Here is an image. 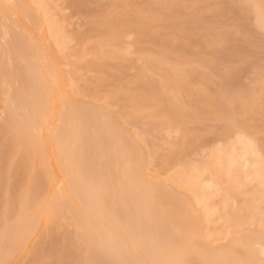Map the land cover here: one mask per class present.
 <instances>
[{
	"label": "bare ground",
	"instance_id": "6f19581e",
	"mask_svg": "<svg viewBox=\"0 0 264 264\" xmlns=\"http://www.w3.org/2000/svg\"><path fill=\"white\" fill-rule=\"evenodd\" d=\"M2 1H6V0H2ZM8 1L11 2L13 0H8ZM35 1H37L36 3L38 4V5L35 4L36 6H40V8L41 6L42 7L44 6L43 5L44 2L42 0H35ZM126 1L127 0L123 1L125 3V6L122 1H118L119 3H117L121 5L122 2V6H124V9L126 11H124L122 6H120L122 9H120V7L118 8V5L115 3L117 6L116 5L113 6L117 7V9L115 10L114 9L115 7L112 8L115 12L111 9V11L114 12V15L110 11L111 13L109 12V14H104L106 16L103 15H102L103 17L97 16L96 20L98 19L97 20L98 23L96 21L95 23L98 25L100 24V22L102 23V25H100V27L97 28V31L98 29H101V27L102 28L106 27L104 28V31L103 29L99 30L100 34L103 37L100 36V34L98 33L99 36L101 37L100 38L96 34L97 32L95 34L93 33V31L96 30V28L91 29L93 30L92 31L93 35L98 37V41H100L101 44H105V43L109 44L107 45V47L109 46V48H110V43L108 42L112 41L111 39H113V36L115 37V40H117L116 37L120 39L119 37L121 36L122 40L124 41L123 39L124 34L126 35L127 33L129 34L130 29H131L130 31H132V29L134 30L138 29L137 30L138 34L135 35L136 37L138 36L139 39L136 38L135 43L137 45L134 46L138 47L139 52L136 47H135L136 49L135 48L134 49L136 53L142 54L144 51L142 52L141 49L145 48L144 45H147L149 44L150 41H152L153 36L150 33V35L152 36L150 37L149 32L153 30L152 26L154 24L157 27L156 29L154 25L155 29L153 31L155 33L157 30L158 31L160 30V28L158 29L159 24L165 22L166 25V23H168V21L167 22L163 21L164 19L166 20L168 18L169 21L172 18H174V20L177 18H178L177 20H180L181 18L184 19L185 17L183 18V16L185 15V11H186V18L184 20L181 19L182 21H184V23L183 22L180 23L176 20V22L180 23V27L178 28L172 26H171L172 28L169 27L171 28V31L172 29L174 31L176 29L175 33L173 31L169 32V28L167 27L168 30L165 29L166 31L162 33V36H164V33L166 35V32L169 33L164 37L161 36V39L159 33H157L159 34V36L157 34H154L157 35L158 41H156L157 37L154 36V39L156 37L154 41L155 43L153 41L151 43L152 44L154 43L155 46L156 44L158 45L157 47L160 50L159 52L160 54L158 53V51H156L158 53L156 54L157 58L154 57V59L152 60L143 57L145 58L144 61L146 60L145 62L142 60L143 63H145L143 64L144 66L142 67L137 66L140 69V74L138 72L139 75L138 74L136 75L138 77L134 76L136 78H133L131 76V78H133V80L132 79L131 80L133 82L135 81L134 84H136L135 85L136 87L135 88L133 87L132 89L131 86L128 85L131 88L130 89L128 87L130 89V94H128L127 91L126 93L128 94V96H130V99L133 97H135L136 99L140 98L138 100L139 102H136L135 101L136 99L133 98V101H135L134 102L135 105L136 103L138 104L137 105L138 110L136 108V112L140 111L143 113L144 111H149V108H151V110H153L154 112L149 111L150 112L149 116L151 118L155 116L154 119L155 118L158 119V117H160L161 119V121L159 120L160 123L158 122V124H156L155 126L153 124L154 129L159 128V129H163L164 131L165 129L169 131L177 130L178 133L180 134L182 139L180 138V141L177 143V145L174 144V147H176L175 149L173 147L174 151L173 150L169 151L168 152L169 155L165 153L166 156L162 154L164 156L163 162L161 160L160 161L163 163V167L165 169H167V167L168 169H170L173 166L172 169L174 171L175 167H178V169L176 168L178 171L176 170V173L174 174V177H171V180H173V182H175L178 186L186 190L189 189L190 191L191 190L193 191V195H195L196 198V199L193 198L195 201L194 203H198V204L204 203L205 207H207L206 210L205 207H202L204 208L203 209L204 214L202 213L203 214L202 215L201 213L197 212V214L195 213V215H197L198 217L194 216V213H192L194 212L193 209L194 207L192 206L193 207L192 208L191 206H189V205H193L192 203H190V199L189 200L186 199L190 204L186 200L183 203V201L178 200L181 198V197L179 198L178 194L176 195L178 199L175 198L174 194H176V192H174L173 194L171 193L172 191L163 192L160 189H155L156 188L155 185L152 186L149 183L151 181H148V179H146L147 177L144 175L143 177H146L145 178L146 180L145 179L143 180V178L140 176L141 175L140 170L142 172L141 168L145 166L143 168L144 169L142 172L143 174L147 167L146 164L148 163H144L146 161L145 159V161L142 162L144 163L142 167L140 165V159L141 161H143L145 156L142 155L143 152L141 153L139 149L136 150L139 152V155L135 153L136 152L135 149L138 148L136 146V144L139 143L137 142L138 140L137 141L135 140L134 142L131 140L133 144L136 143L135 145H132L128 137V132H127L128 138L126 139L124 135L122 136V132H123L122 130H121L122 132L119 130L120 131V132L118 131L119 133L116 132L118 129L114 128L112 130L110 127L113 126H111V123H109L110 122L109 118H108L109 120L108 124L110 125L109 128H108L109 125L106 126V124L104 123L103 124L107 129H105V127L101 125L107 131V133H103L106 132L105 130L102 132L101 131L102 129H100L102 128L100 126V123H102L103 121H101L98 125H96L100 121L98 119L97 122L95 118L96 114L98 113L95 112L96 113L95 114L93 113V111H88V114L90 116L91 114L92 116L93 115L95 116L94 119L93 117H90L88 114L87 115L89 117L86 116L85 115L86 113L84 114L83 112V110H86L85 105H84L85 109L81 105V108H83V110H81V108H79V106L77 105V108H79L81 112H79V110L76 107L75 108L78 111L75 108L68 110L69 104L68 105L65 104L66 100L64 98L62 99L57 94V88L59 86L57 85L58 81L55 78L54 79L52 78L53 79L52 81L51 79H48L46 76L44 77V75H42L37 70L39 67L37 68L32 64L31 66L28 64L27 68H21L20 65L19 66L17 65L18 67L16 66L17 69L19 68L20 75L18 74L19 75L18 82H20L22 91L20 90V92L18 91L17 93L13 94L14 96L12 95L13 97L11 96V98L13 102H16V105L19 103L20 105L23 106L21 107L18 104L21 107V109L23 108L24 113L22 114L20 112L21 113L20 116L22 115L23 117V118L19 117L21 120L17 119L19 115L18 116L12 115L11 117H9L10 120L12 119V122L13 120L16 121L15 123H17L18 126L19 123H21L20 125L22 126L21 129L23 128L26 129L24 130L23 134H25V131L26 133H30L33 127L42 125L44 122H47L45 120L48 118V116L52 115V112L54 110L52 106H54V104H57L58 106L63 108L68 107L64 111L67 110L69 111V113L66 111V113L64 112L63 114L65 116L64 119H67L68 121H69L68 118H72V117H74L76 120V116H77V120L75 121L76 123L80 122V119L82 120L83 118L86 120L90 119V122L93 120L96 121V123H94L93 121L91 122V124H88L90 123L89 121L88 123L87 121L86 123H83L85 125L88 124V126L91 127V129L93 128L92 131L94 132V135L96 134V136L91 135L90 133L91 130H89V127H86L88 128V130L87 129H86L87 131L85 130V135H84L83 132H81L83 129H85V125H83V128L81 127L82 130L80 132L82 133L81 135H84V138L83 136L81 138L82 140L86 141V145L79 144L77 147V145L74 142L76 140L77 135L76 136L74 135L75 131L73 130L72 127H70V131H69V126L67 125L69 124V122H66L67 120H65L67 124H64V126L66 125V127L59 128V130L61 129L59 132L56 131L57 136L55 140L58 141V143L56 142V145H54V148H56L55 149L56 160L58 162L59 169L62 172L63 171L67 172V169L71 168L74 173L73 176L74 178H71L70 182L68 181L69 184L66 182L68 184L67 186L69 187V189H71V191L73 190L74 192V194L72 192L71 197L68 198L72 199L73 198L72 196H74V198L77 197L82 203L83 208L80 207L77 202L78 207H80L81 211L83 212L82 214L89 215L91 219L90 222L88 223L85 222L84 220L85 217L84 218L81 217L82 215L79 214L78 210L76 211L75 209L76 207H74L77 200L75 201V199H72L74 200L75 204L74 205L72 204L73 206H71L70 208L71 209L74 208V210L76 211L75 212L76 217L78 216L80 217V218L78 217V219L84 220V221L81 220L82 222H84L81 223V225L84 224V226H80L78 228L81 227H82L81 229L84 228V233L88 239L87 240L85 237L86 241H83L84 244L85 242L87 243L85 244L86 246L84 247L88 248L87 251L85 250L86 248L84 249L86 251L85 253H87L86 255L88 256V253L90 252L89 249L98 251V253H95L93 251L94 254L96 255L93 256L98 258L97 262L95 260V264L96 263L97 264L98 263L100 264H264V234L257 235L254 232H252V233H242L239 235L238 233L233 232L234 233L233 234L232 232H230L229 235H232L231 236L232 238L229 237L230 239L228 241V245H225V247L223 246L222 248L220 247L216 248V247H212L211 243L210 244L207 243L208 241L206 239L208 237L205 238L206 235L202 233L203 232L202 230L204 228V227L202 228L203 221L202 220L200 221L202 216H203L202 217L203 220L207 219L204 217L209 214L210 210H212L213 213V209H215L217 210L218 213L223 214L224 218L222 219L223 220L225 219V221L227 222L226 224L232 225L233 227L236 226L237 228V225L243 226L245 224L246 225L252 224L260 227L264 226V201H261L264 199V140L260 138L261 136L259 134L261 131H264V68L263 67L260 68V72L258 73L257 71L259 70L255 69L258 68L256 67L257 65L255 64V67L254 65H252L253 71H255V73L258 74L256 76L257 78L255 80L256 81L255 86L252 87L251 89L245 88L244 85H242L240 82L242 80L240 79V77L244 71V68L247 67V64L250 67L251 66L250 62L254 61L255 59L257 53L255 51H257L258 48L259 51L263 50L262 47H264V0H225V1L223 0V2L221 3H216V0H158L161 2V3L159 2L158 4H157L158 1L154 0L156 1L155 2L156 4L154 2L153 4L157 6L155 5L152 6L151 5L152 2H151L150 4L151 6H148L149 4L148 3L146 4L147 5L146 7L145 5L140 6L137 3L132 2L131 0L130 1L132 2V4L128 6L130 1H127V4ZM201 4L202 5L206 4V5H204V7H200L202 6ZM132 6L137 7L136 9L137 11L136 10L134 11L135 7L132 8ZM154 6L155 8H153ZM158 6L160 7V9ZM126 7L129 11L126 9ZM141 7L143 10L147 8V11L146 12L145 10L143 11ZM149 7L152 8L150 9ZM148 8L150 11L148 10ZM138 9L140 11L142 10L141 13L138 12L139 11ZM153 9L154 10L156 9L161 17L157 13L153 14V12H157V11H153ZM166 9L168 10L167 12H165ZM118 10L120 11L123 10V12L122 11L120 12ZM173 10L174 13H171L173 12ZM117 11L120 13H117ZM169 11H171L170 15H169ZM195 11L196 12L198 11V13L202 11L204 12L214 11L216 17L218 18L220 17L219 18L220 21L223 22L221 23L219 22L214 26L210 25L209 28H207L206 26L202 28L203 25L198 26V24H196L197 19H195L194 17L196 14ZM228 11L231 12V14L229 13L230 15L227 14ZM45 12L46 11H44V13ZM88 12L89 11L85 13L84 11L83 14L85 13L86 14V15L84 14L85 16H89V15L91 16L92 13L91 12L88 13ZM204 12L202 14H205ZM115 13L118 15L116 16ZM143 13L144 15H142ZM145 14H151L152 16L148 15L149 18H147V15ZM40 15L41 16L43 15L44 18L46 17L44 14H40ZM155 15H158V17L162 20H160ZM134 16L135 17L140 16L141 18L136 17L137 18L136 20ZM43 17L41 19H43ZM106 17L109 18L106 19ZM131 17L132 19L134 18V20H132ZM155 17L158 19H156ZM228 17L234 19V25L232 26V28L224 21V19L227 20ZM157 20L162 23H159ZM32 22L34 24H37V20H32ZM156 22L157 24L158 23L159 24L157 25ZM197 22H201V21L198 20ZM127 24L128 26H130L129 27L130 29L127 28L128 32L125 33L127 30L125 31L124 27H126ZM131 25H133V27L134 26L136 27L131 28ZM57 27L58 25H56V28ZM122 28H124V30H122ZM54 29L53 28L49 29L48 27L49 32H52ZM60 29L63 30V28H61V25H60ZM177 29H179L178 32ZM48 30L46 29L47 32ZM56 31L57 29L55 30V34H54L55 37L57 38L55 40H57L56 42L60 43V45L58 43L57 44L61 46V44H64L65 40L68 41V39H65L63 42L62 37L59 36V32L57 31L58 32L57 34ZM137 31L135 30V32ZM162 31H160V33ZM62 33L64 32H61L60 35ZM108 35L112 37L109 38L110 36L107 37ZM104 36L107 38H105ZM87 37L88 36L83 37V42H84V38ZM148 37L151 38L150 41L146 40ZM89 39H90L89 37L86 39L87 40V42H85L86 44L88 43ZM143 40H145V42L147 43L142 42ZM137 41L139 44L137 43ZM243 41L246 44H244ZM115 42L112 41L111 43L113 44ZM141 42L143 43V46ZM12 44H13V49L11 48V52L13 55V51H14L13 57H15L16 54L17 56L24 55L27 57V55L29 54V53L27 54L28 52L27 46H31V44L28 42L26 37L24 38L22 36L15 35ZM94 46L95 48H93ZM94 46L90 48L91 50H89V52L92 53L93 50L94 52L96 50V52L95 53L93 52L92 55L96 59L98 58L100 60L101 58L100 55L97 54L98 57L96 56V53H98L99 50L98 48H96V45ZM117 46H120V44L118 45L117 43ZM123 46L124 45H122L121 47L123 48ZM139 46H141L142 48ZM102 47H103V51L104 52L107 51L106 53L108 54L109 51L105 49L106 45H102L100 50H102ZM33 48H35L36 54L40 55L39 57H41L40 49L36 47V45ZM117 49L115 51H117ZM229 51L232 54H228ZM114 52H111L110 50V53L113 55L116 54V52L115 53ZM132 52H134V50ZM146 52L147 51L145 50V53ZM90 53L88 55H90ZM110 53L109 55L106 56L105 54H103L104 55L103 57L105 58L108 56L111 57V59L114 58L115 60L117 56L114 55L113 57V55H111ZM143 55L145 54L143 53ZM143 55L140 56L142 57ZM231 55L233 57V60L235 61L234 62L235 65L236 64L238 66L241 65L243 68L240 69H242L243 71L236 67L233 69H228L226 67V63L228 62ZM84 56L87 57V54ZM120 56H122V54ZM23 58L26 59L25 57ZM123 58L126 57H122L121 59ZM148 58L151 57L148 56ZM96 59H94V61ZM118 59L120 60V58ZM94 61H90V62H94ZM98 61L97 63H102V59L101 61L99 62ZM122 61L125 62L126 60H122ZM16 62H18L17 59ZM116 62L119 61L116 60ZM95 63L96 62H94V64ZM1 64H0V72L6 70L5 68L3 69V66H1ZM103 64L105 65V63ZM96 65L99 66V64H95V66ZM91 66L92 65H90V67ZM117 66L115 67L117 68ZM119 68L121 69V66ZM43 69H45V67ZM123 69H121L120 71H123ZM204 70L206 71L204 72ZM100 72L102 73L103 71ZM110 72L111 75L114 74L112 73V71ZM116 72L118 71L116 70ZM119 72L118 74L121 75V72L120 73ZM152 72L159 73L156 74L157 77H160L159 80L157 79V82L155 81V79H153V76L151 74ZM125 73L123 72L122 74ZM104 74L107 75L106 72ZM212 74H214L213 75L214 78L216 77L218 79L219 77L218 80L221 79L219 81L220 83L217 81H215L214 83L215 79H213L212 81V77H213ZM125 75H124V79H122L123 81L124 80L126 81L128 79V78L125 79L126 77ZM215 75H217L218 77ZM104 76L103 77L101 76V81L103 78H104L103 81L106 79L107 76L106 77ZM109 79L113 80V77L108 78V80ZM115 79L118 81L119 77L118 79L115 77L114 81ZM123 81H121L120 79V82ZM120 82L119 84H117L116 82L117 86L124 85L121 84ZM127 82H131V81H127ZM216 82L219 83L218 86ZM13 83L14 82H12V84ZM108 84L110 83H107V86ZM112 84L113 83H111V85ZM111 85H109V87ZM109 87L108 89H110ZM113 87L116 88V85H114ZM125 88H126V84H125ZM90 89L91 92L89 91ZM93 89L94 88H89V89L87 88L86 90L89 91L91 94L89 92L86 94L88 96L89 95L94 96L93 94L95 91L98 93L99 90L97 88H95V91ZM105 89L107 88H104L103 90ZM122 89H124V86L122 87ZM101 91H102V87H101ZM124 91L121 90V92ZM102 94L103 93H100L99 99L103 97L104 94L103 95ZM94 97L96 98V96ZM135 105H133L134 111H135L134 108ZM90 107L91 106H89V108ZM159 108H161L162 110H159ZM157 109L160 112L159 111L157 112ZM81 113L83 114V116L81 115ZM100 114L103 116L101 112ZM79 116H81V118L78 121ZM74 118L72 119L74 120ZM106 119L107 117L104 118V120ZM208 119L209 120L212 119L213 121L215 120L216 122H218L217 124H219V121L222 120V122H220V125L228 121L226 125L224 124V127L222 126L223 129H219L222 130L220 135L222 136V140H223L222 146L212 150L209 154L210 156L207 155L209 156V158L207 159L208 161L207 160L203 162L200 161L201 163L199 162V164H194L193 162L194 164L193 165L192 162L188 160L187 162H189V164L187 163L183 165L184 161L188 159V155L190 156L191 153H193L192 151L194 149L199 148L206 143V136L208 133H210L209 131L211 132L214 131L211 130L213 126L211 128L209 126L208 128L205 127L207 126L206 123L202 124L203 121L204 122L206 120L209 121ZM49 121L51 122L52 120ZM93 124L95 126H93ZM201 124L203 125L204 128H198L199 126L200 127L202 126ZM76 125L77 124H75V126ZM195 126L198 127L196 128ZM215 127L216 129L218 128L217 126ZM215 127L212 129H215ZM66 128H68L69 132L67 131ZM194 128L196 130H194ZM76 129L77 128H75V130ZM109 129L121 135L122 139L120 138L119 135L117 134L114 135L115 133L109 131ZM199 129L201 130L200 132L198 131ZM205 129L207 133L205 132ZM28 130L29 132H27ZM16 131L19 130L15 129V132ZM201 132L202 134H199ZM15 134H18V132ZM123 134L125 133L123 132ZM79 135L77 138H80ZM115 136L117 139L118 138L121 139L119 140L120 143L118 142L117 144V139L115 138ZM258 136L260 139L258 138ZM98 137L100 139H98ZM81 138L79 139L80 143H81ZM86 138L88 139L86 140ZM114 138L116 139V144L114 143L115 141ZM123 138H124V142L122 143ZM29 139L32 140V142L34 140L33 136H30ZM128 141L132 146H130L129 143L127 145ZM121 145H123L124 148L127 147L129 148L124 149L122 148ZM85 146L87 153L85 152ZM134 146L136 148H133L132 151L130 152L131 150L130 148ZM82 147L84 150L83 152L84 154L80 152ZM32 148L34 147H31V150ZM176 149L177 151L175 152ZM124 150L127 152V154L125 153ZM76 151H79L81 154H83V156L85 155L86 157H88V159H86L87 162L86 160L84 161L85 165H82V163H80L81 165L80 167L78 165L79 170L77 171L75 170L74 167V163L76 165L77 160L79 159L78 153H76ZM172 151L173 153H171ZM37 152L39 151L37 150ZM75 154L77 156H75ZM139 156L142 157L144 156V158L142 159V157ZM246 156L248 157L245 159ZM95 158L96 159L99 158L101 164L98 161L99 159L97 160L98 163L95 162L96 161L94 160ZM79 160L78 162H81ZM83 160L84 157L82 158V161ZM103 164H105L107 170H104L106 168L102 169V167L104 166ZM160 165L162 166V164ZM245 167L246 169H244ZM164 168L161 167V170ZM102 171L108 173L104 174V172L102 173ZM166 171L168 172V170ZM85 172H87L86 174H89L87 175L89 176V178L85 176L86 174L84 175L85 177H83L82 174ZM249 176H252L250 178V181H253V179H255V181L259 183L258 184L259 186L258 185H257L258 187L256 186L257 188L260 189L263 186V191L262 189H260V191L257 190L259 191L258 195L260 196L256 198L257 191L255 190L256 193L254 194V196L252 195L253 196L252 198H250L251 197L250 195V197L247 200L244 199L242 202H240L241 203L240 204L238 200H242V199L239 198L240 197L239 195L247 194L245 190L247 189V185L248 186L250 185L249 182H247V178ZM69 177L72 176L69 175ZM82 178L84 181L82 180ZM88 179L89 181L86 182V180ZM123 179L130 180V183L132 184L133 187L132 188L126 187L127 183L123 185L125 182ZM40 180L42 181V179ZM121 180L124 182L121 183L122 182ZM43 181L45 180L43 179ZM44 184L42 183V185L40 184V186L45 187ZM223 184L224 185L226 184L225 188H223ZM163 188L164 187H162V189ZM158 190L160 192H158ZM217 197L219 198V202L217 204L213 203L216 202L215 198L217 199ZM237 198L239 199L237 200ZM72 200L71 202L69 200L68 201L72 203ZM186 202L189 205L186 204ZM212 213L210 211L211 215ZM208 217L210 218V215ZM74 220L77 221L78 225L80 224L79 221L76 220L75 218ZM95 246H96V250H95ZM93 252L92 253L90 252L89 257H87V259L91 257V254H93ZM92 262L93 261H91V264H93Z\"/></svg>",
	"mask_w": 264,
	"mask_h": 264
},
{
	"label": "rangeland",
	"instance_id": "374dc122",
	"mask_svg": "<svg viewBox=\"0 0 264 264\" xmlns=\"http://www.w3.org/2000/svg\"><path fill=\"white\" fill-rule=\"evenodd\" d=\"M13 1L10 2L8 0H6V1L0 0V37H1L0 38V53H1L0 54V64L2 63L1 66H3V69L4 68L6 69L4 71H1L2 73L0 72V264H68V262H69V264H91V261H93L92 263L95 264V260H96V262L98 261L97 260L98 258L93 256V255H95L94 252L98 253V251L96 250V246H95V250L97 252L89 249V251L91 253L93 251L94 252H93V254H91V257L87 259V257H89L90 252L88 251L89 253L87 256L86 255L87 253H85V252L88 250V248L84 247V246H86L85 244H87V243L85 242V244H84V242H83V241H86L87 236L84 233V228L83 229H81L82 227L78 228L80 226H84V224L81 225V223H84V222L81 221L83 219H78L79 216L76 217L75 212L78 210L79 214L82 215L81 217H83V218L85 217L84 220L86 223L90 222L91 219H90L89 215L82 214L83 212L80 209V207H82V203L77 197L74 198V196H72L73 197L72 199H75V201L77 200L76 204H75L74 200L69 199L72 195L73 190L71 191V189H69V187L67 185L69 184L68 181L70 182V179L74 178L73 177L74 173H73L71 168H68L67 172H65V171L62 172L59 169V165H58V162L56 160V151H55L56 148H54V145H56V142L58 143V141L55 140V138L57 136L56 131L59 132L61 130V129L59 130V128H63V127L65 128L66 125L64 126V124H67L66 122H69V124H67L69 126V131H70V127H72L73 130L75 131V134H74V131H73V134L75 136L77 135L76 140L74 142L78 147L79 144H81V145L85 144L86 145V141L82 140L81 137L83 136V138H84L85 130L86 129L88 130V128H86V127H89L88 124H91V122H93V121H94V123H96V121L98 122V119H99L100 121L96 125H98L101 121H103L102 123H100V126L101 125L104 126V124H106V126H108L109 125L108 121L110 120L109 123H111V126H113V127H110V125H109L108 128L110 127L112 130L114 128L118 129L117 131L115 130L116 132H118L119 130L120 131L122 130L125 133V134H123V132L121 131L122 136L124 135L126 137V139L129 137L130 143H132V145H135L136 143L133 144V142L135 140L136 141L138 140L137 142H139V143H137V144L140 146H138L136 144V146L138 148L135 149V151L139 149V151L141 153L143 152L142 155L145 156V158H144V156L143 157L139 156V157H142V159L144 158L143 161H141V159L139 158L140 159V165L142 167V165L144 163H148V164H146L147 167H146L145 172H144L145 174L144 173L142 174V172L144 170L143 168L145 167L144 166L141 168L142 172L140 170L141 175L140 174H138V175H140L143 178V180L147 177L146 179H148V181H151L149 183L152 186L155 185V187H156L155 189H160L163 192L164 191L165 192L166 191L167 192L172 191L171 193H173V194H174V192H176V194H174L175 198L178 199V197H176V195L178 194L179 198L180 197L182 198V199L180 198L178 200L183 201V203L185 202L186 199L187 200L190 199V203H192L193 205H189L190 203L187 200L186 201L189 204L187 202H186V204H188L191 207L192 206L194 207V208L192 207L194 209V212H192V213H194V216H197V215H195V213L197 214V212L204 214V211H203L204 208H202V207H205V204L204 203H200V204L194 203L195 202L194 199H196V198H195V195H193V191L192 190L190 191L189 189L186 190V189L178 186L175 182H173V180H171V177H174V174L176 173V170L178 169V167H175L174 171L172 169L173 166L172 167L170 166L171 167V168L169 167L170 169H168V167H167V169H165L163 167L162 162H163L164 156H166V154L169 155L168 152L173 150L174 144L177 145V143L180 141V138H181L180 134L178 133L177 130H176L177 131L176 132L175 130L169 131V130L165 129V131H164L163 129H159V128L154 129V126L156 124H158V122L160 123V121H161L160 117H158V119H156V118L154 119L155 116H153V118H151L149 116V114H150L149 111H153V110H151V108H149V111H144L143 113L139 111L140 112V114H139V112H136V108L138 110V107H137L138 104L136 103V105H135L134 102L135 101L139 102L138 100L140 98L137 97L139 99H136L135 97H133L134 99H136L135 101H133V98H131L132 99L131 100L130 96H128V94H130V89L131 88L133 89V87L134 88L136 87L135 86L136 84H134L135 81L134 82L132 81L133 78L138 77V76H136L138 74V72L140 74V69L137 66L142 67V66H144L143 64H145V63H143V61L145 59L143 57H146L147 59L152 60V59H154V57L157 56L156 54H158L160 52L159 48L157 47L158 45L156 44V46H155V44H154L155 43L154 41H155L157 35L159 36V34H160V39H161L162 33L165 32L166 30H168L167 27L168 28L171 26L175 27V28L180 27V23H182V22L184 23V21H182V20H184L186 18V11H185V15L183 14L184 16L181 15V16H183V18L185 17L184 19L181 18L182 20L181 19L177 20L178 18L175 20H174V18H172L170 21L168 18H167L168 20L164 19L163 21H166V22L168 21V23H166V25H165V22H163L164 23V25H163L162 22L157 20L159 23H162V24L158 23L159 24L158 25L156 22V24L158 25V29L160 28V30L159 31L155 30L156 32L154 33L153 30L155 29L154 28L155 24L152 26L153 30H151L149 32V35H150V33L152 34V36H153L152 41L154 43L153 44L151 43L152 41H150L151 40L150 37H152V36L150 35V37H148L146 39V40L150 41L149 44L144 45L145 48H147V49H145V48H143L144 50L141 49L142 52L144 51L143 53L145 55H143L142 52H141L142 54L135 52L136 48L138 50V47L134 46V45H137L135 42H136V38H138V36L136 37L135 34H138V31H137L138 29H135L137 32H135V30L132 29V31H134V32H132V31H130L131 29L129 28L130 26H128V24L124 28H125V31L127 30V28L130 30H129V34L127 33L128 30L125 32V33H127V35L124 34V32H123L124 41L122 40L121 36L119 38L122 41L120 39H118V37H116L117 40H115L114 36H113L114 40L111 39L114 42L116 41L118 43V45L120 44V46H117L116 42L112 44L111 43L112 41L110 42L108 40L109 41L108 43H110V48H109V46L107 47V45H109V44H106V43L101 44V42L98 41V37L93 35V33L95 34L97 32L96 34L99 36V34H100L99 30L103 29V31H104V28H106V27H104V28L101 27V29H98L99 32L97 31V28H99L100 25H102V23L100 21H99L100 22L99 25L95 23V21L98 23V21H97L98 19L96 20L97 16L98 17L99 16L100 17L106 16L104 14H109L111 9L115 7L113 5H116L117 3H119L118 1L123 2L124 0H42L44 2L43 3L44 6L43 7L41 6L42 9L40 8V6H36L38 4L36 3L37 1H35V0L34 1L33 0H13ZM127 1H130V0H127ZM127 1H126V4H127ZM131 1L134 3H137L140 6L145 5V7L147 6L146 4H148V3H149L148 6H151V5L153 6L156 4L155 3L156 1H154V0H131ZM131 1L129 2L128 6H130L132 4ZM122 2H121V5L117 4L118 8L120 6H122ZM151 2H152V4H151ZM153 2L155 4H153ZM159 2L160 1H158L157 4ZM221 2H223V0H216V3H221ZM204 5H206V4H203L200 7H204ZM124 6H125V3H124ZM124 6H122L123 9H124ZM155 6H157V5H155ZM155 6L153 8H155ZM133 7H135V6H132V8ZM145 7H143V8H145ZM149 8H148V10H149ZM206 8H208V7H206ZM1 9H2V11H1ZM21 9H23V10H21ZM114 9L116 10L117 7H115ZM120 9H122V8L120 7ZM126 9H127V7H126ZM136 9H137V7H135L134 11ZM141 9H142V7H141ZM156 9L155 10L153 9V11L158 10V9L157 10ZM159 9H160V7H159ZM167 9H169V8H167ZM167 9L165 10V12L168 11ZM144 10L146 12L147 8ZM174 10H173V12H171L172 11V8H171V11H169V15L171 13H174ZM44 11H46V12L44 13ZM84 11H85V13L87 11H89L88 13L91 12L92 15L91 16L90 15L85 16L86 14L85 13H84L85 15L83 14ZM113 11H111V12L114 15L115 11L114 12ZM118 11H120V10H118ZM118 11H117V13H120L121 11L123 12V10H121L120 12H118ZM124 11H126V10L124 9ZM141 11L139 10L138 12L141 13ZM182 11H184V10H182ZM206 11L205 12L202 11L199 13H198V11L197 12L195 11L196 14L194 17H195V19H197L196 24H198V26L203 25L202 28H204L205 26L207 28H209L210 25L214 26V25L218 24L219 22L220 23L223 22V21H220V19H219L220 17L219 18L216 17L214 11L213 12H211V11L206 12ZM203 12L205 14H202ZM148 13H151V12H148ZM156 13L159 15L158 11L153 12V14H156ZM182 13H184V12H182ZM187 13H189V12H187ZM229 13L231 14V12L228 11L227 14H229ZM40 14H44L46 17L44 18L43 15L41 16ZM115 15L117 16L118 14L115 13ZM135 15H138V14H135ZM142 15H144V13ZM145 15H147V18H149L148 15H151V14H145ZM158 15H155V16L158 17ZM42 17H43L44 21H43V19H41ZM109 17H106V19ZM132 17H133V15H132ZM132 17H131V19H132ZM137 18H141V17L139 16ZM137 18H136V20H137ZM158 18H156V19H158ZM32 20H37V24H34L32 22ZM132 20H134V18ZM160 20H162V19H160ZM176 20L180 23L176 22ZM198 20H200L201 22H197ZM138 21H139V19H138ZM224 21L228 25H230L231 28L234 25V19L233 18L228 17V19L227 20L224 19ZM3 23H4V25H3ZM46 25H47V27H46ZM50 25H51V27H50ZM56 25H58L57 28H56ZM60 25H61V28H63V30L60 29ZM48 27H49V29L56 28L57 31L59 32V36L62 37L63 42L65 39H68V41L65 40V43H64L65 45L61 44V46H59L60 43L56 42L57 40H55V39H57V38L54 35L56 29H54L52 32H49ZM132 27H133V25H131V28ZM135 27L136 26H134L133 28H135ZM155 27H156V25H155ZM5 28H7V29H5ZM95 28H96V30H94V31L91 30V29H95ZM124 28H122V30H124ZM163 28H164V30H163ZM171 28H169V32L171 31ZM46 29L48 30V32L46 31ZM156 29H157V27H156ZM90 30H91V33H90ZM178 30L179 29H177V32H178ZM92 31H93V33H92ZM103 31H101V32H103ZM160 31H162V32L160 33ZM172 31L175 33L176 29H175V31L172 29ZM58 32H57V34H58ZM61 32H64V33H62L60 35ZM169 32H166V35ZM130 33H132V34H130ZM157 33H159V34H157ZM63 34H65L66 36ZM154 34H157V35H154ZM15 35L16 36H22L24 38L26 37L28 42L31 44L32 47L27 46V50H28L27 54L29 53L27 55V57L24 55L23 56L21 55L22 57L20 55L17 56V54H16L17 57L15 56L16 58L13 57L14 51H13V55H12L11 48L13 49L12 43H13ZM166 35L164 33V36H166ZM80 36L82 37V39ZM86 36H88L90 38L88 40L87 44L85 42H87L86 39L88 37L84 38V42H83V37H86ZM100 36H102V35L100 34ZM109 36L110 35H108L107 37H109ZM154 36H156L155 39H154ZM164 36H162V37H164ZM107 37H105V38H107ZM111 37L112 36H110L109 38H111ZM122 37H123V35H122ZM100 38H99V40H100ZM118 40H120V41H118ZM138 41H137V43H138ZM156 41H158V37H157ZM142 42L147 43V42H145V40H143ZM97 43H98V45H97ZM99 43L101 44V46L106 45L105 49L109 51L108 54L106 53L107 51H105V52L103 51V47H102V50H100L101 46ZM243 43H244V41H243ZM114 44H115V46H114ZM244 44H246V43H244ZM35 45H36V47H38L40 49L42 59H41V57H39L40 55L36 54L35 48H33V47H35ZM62 45H64V46H62ZM94 45H96V48H98V50H99V51L97 50L98 53H96V56H97V54H99L101 57L100 60L98 58L96 59L95 57H93L92 54H93L94 50L92 51V53L89 52V50H91L90 48H92V46H94ZM122 45H124L123 48L121 47ZM142 46H143V43H142ZM117 47H118V49H117ZM139 47H141V46H139ZM243 47H245V46H243ZM93 48H95V46ZM157 48H158V50H157ZM262 48H263V50L259 51V48H258V50L255 51L257 53L255 56V59L253 58L254 61L250 62L251 68L247 64V67L250 69L245 67V65H244V67H245L244 71L242 69H240L243 67L241 65H240L241 67L238 66L237 64L235 65V63H234L235 61L233 60L232 55L230 56L228 62L226 63V67L228 69H233L236 67V68H239L240 70L243 71V73L241 74L242 78L240 77V79H242V80L240 82L247 89H249V88L251 89L252 87L255 86V82H256L255 80L257 78L256 76L260 72V68H262V67L264 68V47H262ZM116 49H117V51H115ZM120 49H121V51H120ZM2 50H3V52H2ZM110 50H111V52H114V51L116 52L117 55L116 54H114V55L117 56L116 57L117 59L115 58V60H114V58L111 59V57L107 56V57H105L107 59L106 60L103 57L104 56L103 54H105V53H106L105 56L109 55ZM133 50H134V52H132ZM145 50L147 51L146 53H148V54L145 53ZM85 51H86L87 57L84 56V55H86ZM102 51H103V54H102ZM156 51H158V53ZM88 52L90 53V55H88L89 54ZM95 52H96V50H95ZM138 52H139V50H138ZM153 53H154V55H153ZM121 54H122V56H120ZM139 54L143 55V56L141 57ZM228 54H232V53L229 51ZM111 55H113V54H111ZM114 55H113V57H114ZM148 56H150L151 58H148ZM23 57H25L26 59H24ZM122 57H126L127 59L126 58L121 59ZM108 58H110V59H108ZM118 58H120V60ZM130 58H131V60H130ZM16 59L19 63L16 62ZM94 59H96L97 61L98 60L101 61V59H102V63H97V61L96 60L94 61ZM116 60H118L119 62H116ZM122 60H126V61L124 62ZM151 60H149V61H151ZM90 61L96 62L95 64H99V66H97V65L95 66L94 62H90ZM253 62H256V63H253ZM90 63H92V64H90ZM103 63H105V65ZM121 63H123V64H121ZM28 64L30 66L32 64L33 66H35L37 68L39 67L38 69L37 68L36 69L42 75H44V77L46 76L48 79H51L52 81L55 78L58 81L57 85H59V86L57 88V94L62 99L64 98L66 100L65 104H67V105L69 104V108L66 107V108H68V110L75 108V107L77 108V105L79 106V108H81V105L84 108V105H85L86 110H83V108H81V110H83L84 114L86 113L85 114L86 116L89 115L88 111H93V113H95V112L98 113V114L95 113L96 117L94 115L92 116V114H91V116L89 115L90 117H93V119L95 117L96 121L91 119L93 121L90 122V119L86 120L84 118L81 120L80 119L81 116H79L78 121L80 119V122L77 121L78 123H76L75 122L77 120L76 115H75L76 120L74 117H72V118H74V120L72 118H68L69 119V121H68L67 119H64L65 116L63 115L64 112L66 113V111H67V110L64 111L66 108H63V107L58 106L57 104H54V106H52L54 108L52 115L48 116V118L45 120L47 122H44L43 124L41 123L42 125L33 127L31 129L32 131L30 133H26V131H25V134H23L24 130H26V129H24V128L21 129L22 128V126H20L21 123H19V126H18L17 123H15L16 121L13 120V122H12V119L10 120L9 117H11L12 115H16V116L19 115L17 118L18 120H21L20 118H23L22 115L20 116L21 113L22 114L24 113L23 108L21 109V107H23V106L20 105L19 103L18 104L21 107L18 104L16 105V102H13L11 96L13 94L17 93L18 91L20 92V90H21L20 82H18L19 81L18 76L20 75V73H19V68L17 69V67L20 65L21 68H27ZM255 64L257 65L256 67H258L255 69L259 70V71L256 70L258 72L257 74L255 73V71H253V68H252V65H254V67H255ZM90 65H92L91 66L92 68L90 67ZM114 65L115 66L118 65L117 68ZM119 65L121 66V69H123V68H125V69H123V71H120L121 69L119 68L120 67ZM85 66H87V67H85ZM44 67H45V69H43ZM118 68H119V70H118ZM48 70H50L51 72ZM109 70L112 71V73H114V74H112L113 76L111 75V72ZM116 70L118 72L120 71L121 75L118 74V72H116ZM200 70H203V69H200ZM100 71H103V72L101 73ZM113 71H115V72H113ZM205 71L206 70H204V72ZM105 72L107 73V75L104 74ZM123 72L124 73L126 72L125 73L126 75L122 74ZM115 73H116V75H115ZM109 74L113 77V80L112 79L108 80V78H112ZM151 74L153 76V79H155V81L157 82V79L159 80L160 77H157L156 74H159V73L152 72ZM117 75H119V76H117ZM124 75L126 76L125 79L128 78L126 81L122 80V79H124ZM213 75L214 74H212V76ZM101 76L102 77L107 76L108 78L106 77V79L104 81H103V79H104L103 78L101 81ZM121 76H123V77H121ZM131 76L133 78H131ZM134 76H136V77H134ZM215 76H217V75H215ZM115 77L117 79L119 77V79H118L119 82H120V79H121V81L125 82V83L120 82L121 84H124L123 86H124L125 91H124V89H122V87H123L122 85H118L119 86V88H118L117 84H119V82L116 79L114 81ZM213 79H215L214 83H215V81L219 82L221 80V79L218 80L219 77H218V79L216 77L214 78V76L212 77V81H213ZM127 81H131V82H127ZM12 82H14V83L12 84ZM100 82H102V83L104 82L105 84L104 83L102 84ZM116 82H117V84H116ZM107 83H110V84H108V86H107ZM111 83L116 85V88L113 87L114 85L113 84L111 85ZM219 83H217V86ZM221 83H223V82H221ZM125 84H126V88H125ZM131 84L132 85L134 84V85L132 86ZM99 85L100 86L102 85L101 86L102 91H101V87ZM109 85H111L112 88H111V86L109 87ZM128 85H130L131 88ZM108 87L110 89H108ZM120 87H121V89H120ZM87 88L88 89L94 88L93 89L94 91H95V88H97L99 90L98 91L96 89L98 91V93L95 91L93 94V92H92V94L94 96H96V98L92 95L88 96L86 94L89 91L91 92V89L89 91H87L86 90ZM104 88H107V89L103 90ZM117 88L120 91H118ZM121 90L124 92H121ZM126 91L128 92V94L126 93ZM95 93H96V95H95ZM100 93H103L104 95L102 94L103 97L99 99ZM98 94H99V96H98ZM137 95H139V94H137ZM90 96H92L93 98ZM133 105H135L134 106L135 111L133 109ZM89 106H91L90 107L91 109L89 108ZM79 108H77V109L79 110ZM88 109H90V110H88ZM146 109H148V108H146ZM159 110H162V109L159 108ZM159 110L157 109V112ZM51 111H52V109H51ZM67 112L69 113V111H67ZM79 112H81V111L79 110ZM100 112L103 114V116L100 114ZM82 113H81V115L83 116ZM89 113H91V112H89ZM147 114H148V116H147ZM23 116H25V115H23ZM105 117H107L106 120H104ZM128 117H129V119H128ZM108 118H109V120H108ZM48 119L52 120V121L50 122ZM134 119H137V120H134ZM65 120H67V121L65 122ZM210 120L209 121L206 120L207 122L203 121L202 124L206 123L207 126H205V125L204 126L208 127V128H209V126H210V128L212 126H213L212 128H214L215 126H217L218 128L217 129H216V127H215V129L211 128V130H214V131H212V132L209 131L210 133H208L206 136V143L203 146L194 149L192 151L193 153H191L190 156L188 155V159L185 160L186 162L184 161L183 165H185L187 163L189 164V162H187L188 160L191 161L192 164H193V162H194V164H199L200 161L203 162L209 158V156H210L209 154L212 150L222 146L223 140H222V136H220L222 130H219V129H223L222 126L224 127V124L226 125L228 121H226V123H222L220 125V122H222V120L219 121V124H217L218 122H216L215 120L214 121L212 119H210ZM86 121H87V123H88V121L90 123H88L86 125L83 124V123H86ZM74 122H75V124H77L76 126H75ZM135 123H136V125H135ZM153 124H154V126H153ZM12 125L14 127L16 126L15 129L16 130L18 129L20 131V133H19V131L15 132V129ZM79 125H80V127H79ZM83 125H85V129L82 130L81 127L83 128ZM74 126L79 131L77 129L75 130ZM93 126H95V125L93 124ZM198 128H204V127L202 125L201 127L199 126ZM66 129L68 131V128H66ZM92 129H91V127H89V130H91L90 131L91 135L96 136V134L94 135V132L92 131ZM100 129H102L101 131L103 132L107 128L105 127V129H104L102 127ZM112 130L109 129V131L113 132ZM194 130H196V129L194 128ZM80 131L83 132L84 135H81L82 133ZM198 131L200 132L201 130L199 129ZM17 132H18V134H15ZM27 132H29V130ZM79 132H80V135H79ZM116 132H113V133H115L114 135L117 134ZM127 132H128V137H127ZM202 132L199 134H202ZM205 132H206V129H205ZM88 133H89V131H88ZM103 133H107V131L103 132ZM259 134L261 136L260 138L262 140H264V131H261ZM78 135L81 138V143L79 140L80 138H77ZM117 135H119V134H117ZM30 136H33V139H34L33 142H32V140L29 139ZM119 136L121 138V135H119ZM119 136H117V137H119ZM88 138H86V140ZM115 138H116V136H115ZM120 138H118V139L116 138L117 144H118V142L120 143L119 140L122 139V138L121 139ZM124 138L122 140V143L124 142ZM258 138H259V136H258ZM98 139H100V138L98 137ZM116 139H115V141L113 140L115 144H116ZM131 140L133 142H131ZM82 141H85V142H82ZM30 143H31V145H30ZM128 143H129V141L127 142V145H128ZM132 145L130 144V146H132ZM121 146H122V148H124L123 145H121ZM31 147H34L35 149L32 148V150H31ZM140 147H141V149H140ZM127 148H129V147H127ZM127 148H124V149H127ZM133 148H136V147L134 146V147L130 148L131 149L130 152L132 151ZM175 148L176 147H174V149ZM159 149H161V150H159ZM27 150H28V152H27ZM35 150H36V152H35ZM37 150L39 152H37ZM82 150H83V147L80 150V152L83 153L84 150L83 151ZM173 151L171 153H173ZM176 151H177V149L175 150V152ZM80 152L76 151V153H78V156L80 159V160L79 159L78 160L81 161V162H78V160L76 158V160H77L76 165L74 163V167H75L76 171L79 170L78 168L81 166L80 163H82V165H85L84 161L86 159H88V157H86L85 155L83 156L84 153L81 154ZM85 152H86V146H85ZM137 152L138 151H136L135 153L139 155V152L138 153ZM125 153L127 154L126 151H125ZM128 154H130V153H128ZM207 155H209V156H207ZM75 156H77V155L75 154ZM80 156L82 158L84 157L83 161H82V158ZM99 156H101V155H99ZM102 156H103V154H102ZM148 156H150L151 158ZM96 157H98V156H96ZM247 157L248 156H246L245 159ZM160 158H162V159H160ZM98 159L99 158H97V159L95 158L94 159V160H96L95 162H97ZM100 159H101V157H100ZM100 159L98 160L99 162H100ZM145 159H146V161H145ZM86 162H87V160H86ZM142 162H144V163H142ZM102 163H103V161H102ZM100 164H101V162H100ZM160 164H162V166ZM78 165H79V167H78ZM103 165H102L103 166L102 169L106 168L104 170H107V167H105V164H103ZM161 167L164 168L165 170L164 169L161 170ZM244 169H246V167ZM166 170H168V172ZM103 172H104V174L108 173V172L102 171V173ZM64 173H66V174H64ZM86 173L87 172L82 174L83 177L89 175ZM69 175H71L72 177H69ZM143 175L146 177H143ZM87 177L89 178V176H87ZM251 177L252 176H249L247 178V182H249V184H250L249 186L247 185V189H249V190H247L245 187V189H246L245 191L247 192V194H246L247 196L240 194L239 195L240 197L239 196L238 197L242 200H238L239 198H237L239 203L242 202L244 199L247 200L250 197V195H251L250 198H252L257 190L260 191V189H262V191H263V186L262 187L260 186L261 187L260 189L257 188L259 186L258 185L259 183L256 182L255 179L252 178L255 183L253 181H250ZM40 179H42V181ZM43 179L45 181H43ZM82 180H83V178H82ZM123 180L125 181L124 182L121 180L122 181L121 183L124 182L123 185H125V183H127L126 187H129V188L133 187L132 184L130 183V180H128V179H123ZM87 181H89V179L86 180V182ZM41 182L43 184L46 183V184H44L45 187L40 186V184L42 185ZM162 187H164V188L162 189ZM225 187H226V184L225 185L223 184V188H225ZM259 191H257V193H256L257 194L256 198L258 196H260V195H258ZM158 192H160V191L158 190ZM73 194H74V192H73ZM241 195H243V196H241ZM65 199H67V200H65ZM191 199H192V201H191ZM217 199L215 198L216 202H213V201L212 202L217 204L219 202V198L217 197ZM68 200L70 202L72 200V203H70ZM261 201H264V199ZM77 202H78L80 207H78ZM72 204L76 205V206L74 205V207H76L75 208L76 211L74 210V208L73 209L70 208L71 206H73ZM261 207H262V205H261ZM206 208L207 207H205V210H206ZM193 209H192V211H193ZM201 211H203V212H201ZM210 211L212 213V210H210ZM210 211H209V214L204 217L207 219L203 220L202 219L203 216H202L200 221L201 220L203 221V225L201 224L202 228L204 227L203 230L201 229L203 231L202 233L206 235L205 238L208 237L206 239L208 242L207 241L206 242L209 244L211 243L212 247L222 248L223 246L225 247V245H228V241L230 239L229 237L232 236V235H229L230 232L238 233L239 235L242 233H252V232H254L257 235H263L264 234V226L263 225H262L263 227H260L257 225L255 226L252 224L251 225L245 224L243 226L237 225V228H236V226H234L235 227L234 228L232 225L226 224L227 222L225 221V219L224 220L222 219V218H224L222 213H218L217 210L213 209V213L211 215ZM258 211H260V210H258ZM78 212H77V215H78ZM220 214H222V215H220ZM227 214H229V213H227ZM209 215H210V218L208 217ZM74 218L79 221V223H80L79 225L77 224V221L74 220ZM28 224H29V226H28ZM85 237H86V239H85ZM229 245H230V243H229ZM90 246H91V244H90ZM65 261H67V262H65ZM74 262H76V263H74ZM98 264H100V263H98Z\"/></svg>",
	"mask_w": 264,
	"mask_h": 264
}]
</instances>
